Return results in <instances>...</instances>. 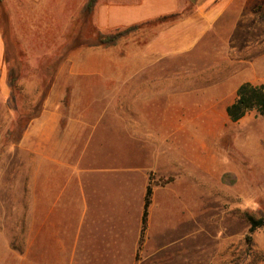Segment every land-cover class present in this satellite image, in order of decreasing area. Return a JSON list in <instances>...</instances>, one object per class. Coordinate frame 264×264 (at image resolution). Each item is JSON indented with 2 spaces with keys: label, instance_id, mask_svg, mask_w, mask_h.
<instances>
[{
  "label": "rangeland",
  "instance_id": "374dc122",
  "mask_svg": "<svg viewBox=\"0 0 264 264\" xmlns=\"http://www.w3.org/2000/svg\"><path fill=\"white\" fill-rule=\"evenodd\" d=\"M86 1L39 0L43 16L32 19L40 32H28L24 34L28 44H16L6 2L0 0L6 67H14L17 76L13 102L4 72L0 73V264H264V226L249 233L250 219L260 218L264 211V116L250 111L232 122L225 111L235 98V85L264 82V44H204L228 37L264 42V0L248 1L256 14L255 31L240 26L229 32L225 26L216 36L212 33L219 28L216 24L188 57L169 61L177 72L209 77L225 69L238 78L231 89H224L230 81L208 79L203 93L197 81L185 91L188 109L180 114L192 124L190 158L161 159L158 164L159 174L175 170L176 181L167 204L162 195L156 199L145 245L131 257L90 256L84 247L74 248L73 230L83 217L80 201H88L91 184L92 200L107 216H122L127 202L124 128L107 114L92 141L87 128L66 129L70 111H84L88 117L90 105L120 104L124 93L123 82L73 75V54L87 47L109 53L106 71H124L117 60L124 54V37L112 46L93 45L99 30L96 5L91 12L82 10ZM245 20L248 17L242 14L241 23ZM132 32L136 35V29ZM221 47L229 53L218 55ZM88 58L81 55L87 70ZM106 89L122 93L99 96ZM175 95L182 99L180 91ZM168 101L162 95L155 103L163 111ZM52 105L59 106L62 115L59 127L40 120L41 111ZM163 116L161 112L154 118ZM143 146L134 149L142 151ZM170 152L178 156V151ZM139 155L144 164L146 152ZM94 168L95 175L90 171ZM158 173L151 174L155 183L174 177L173 172ZM106 222L98 219L96 229L105 228ZM88 226L85 221L82 233Z\"/></svg>",
  "mask_w": 264,
  "mask_h": 264
},
{
  "label": "crops",
  "instance_id": "0c3cea01",
  "mask_svg": "<svg viewBox=\"0 0 264 264\" xmlns=\"http://www.w3.org/2000/svg\"><path fill=\"white\" fill-rule=\"evenodd\" d=\"M248 1H96L95 13L99 31L108 33L116 29L136 25V35L132 32L124 36V54L117 59L124 67L123 72L106 71L105 66L111 59L109 53L102 47H96L95 49L87 47L83 51L74 52L73 64L76 71L73 75L78 78L98 76L105 80L123 82L124 93L119 90L110 91L106 89L103 92L100 91L99 96L103 97L117 96L118 93H122L120 95L122 101L116 105H90L87 108L89 111L88 117L83 114L84 111H70V115L65 118L66 129L80 125L82 128L89 130V137L91 138L99 127V123L103 121L107 114H110L111 120L119 123L118 127L124 128V169L122 173H124V193L126 192L124 198L127 199V202H124L123 210L124 208L125 210L122 216H113L112 214L107 216L104 213L103 205V211L100 212L98 204L92 200L93 184H91L88 201H80L83 217L80 219L82 224L75 225L73 230L75 235L73 239L74 248L84 247L89 251L90 256L124 255V257H131L136 255L137 251L145 245L151 235V210L156 203V199L158 195H162L164 203L167 204V199L173 198V196H169V193L176 181L174 169L173 173L166 170L167 172L159 174L158 164H160L161 159L166 162H174L178 160L177 157L179 159L180 157L183 159L190 158L187 155L189 149L187 146L193 142L192 124L186 120L185 115L180 114V111L182 112L186 108L183 98L185 91L194 86L192 81H197L196 87L200 88L203 93L202 88L206 82L215 79L230 81L231 85H225L224 89H231L233 81L238 78L229 71H225V69H220L219 72L212 73L209 77L199 72H177L175 67L171 69V62L169 61L179 57H188L187 54L200 44L201 39L211 32L210 28L216 24H219V28L212 32L216 36L217 33L225 31V26L230 28L229 32L240 26H243L245 31H255L258 25L256 14L250 10V2ZM5 2L9 14L10 30L15 43L28 44L29 40L24 34L34 31L40 32L36 28L38 25L36 19L33 20L32 18L43 16L42 5L39 4V0H5ZM242 14L248 17V20L243 23L240 21ZM149 32L152 33L149 35ZM231 39V37L221 41L214 39L213 42L209 41L204 44H264V42L233 41ZM221 48L218 50V55L229 53V49ZM81 55L89 57L88 70L86 69V61H82ZM111 61H114V59ZM2 72H4V78H6L4 40L0 32V73ZM241 83H238L235 87H238ZM178 91L182 94L181 100L175 95ZM162 95L168 96L169 99L163 111L155 103L156 99ZM161 112L164 113V118H154V115ZM40 120L43 124L46 123L47 126H49V123L50 126H53L56 122L59 127L62 120L59 106L52 105L44 108L41 111ZM178 120H181L182 125H179ZM187 126L191 128L190 131H188L189 127ZM90 141H92V138ZM134 146H143L144 149L135 151ZM171 150L178 151V156L172 154ZM142 152L147 154L144 164L141 155H139ZM165 165L167 166V164ZM90 171L94 175L98 172L96 168ZM103 171L107 173L109 170ZM157 173L159 176L174 174V177L171 176L174 179H169L164 184L155 183L156 181L151 178V174ZM150 181L152 186L151 203L148 209L146 228L142 241L139 243L144 198ZM94 189L96 190V188ZM110 203V209L112 210L113 203ZM102 208L100 209L102 210ZM98 219L107 221L105 228L96 229L99 226ZM85 221H88L89 226L88 230L82 233V226ZM99 230L101 234L97 236Z\"/></svg>",
  "mask_w": 264,
  "mask_h": 264
},
{
  "label": "trees",
  "instance_id": "16d2710c",
  "mask_svg": "<svg viewBox=\"0 0 264 264\" xmlns=\"http://www.w3.org/2000/svg\"><path fill=\"white\" fill-rule=\"evenodd\" d=\"M97 0H87L82 8L91 12L96 5ZM174 16V15H172ZM137 28L136 25L129 26L122 29H116L114 31L104 33L98 30L96 35V42L93 45H102L105 47L112 46L118 43L119 39L130 33ZM17 81V76L14 67H10L6 72V83L10 89V100L14 102V88ZM8 98V100H9ZM10 102V101H9ZM226 114L230 121L236 122L243 118L248 112L255 111L259 115L264 116V82L252 83L245 81L241 83L237 89L235 98L225 107ZM152 186L151 181L147 185L143 212H142V227L141 237L139 243L143 238V233L147 224L148 209L151 203ZM264 226V211L261 213V217L258 219H250L249 233H253L259 227ZM249 235L248 239H251Z\"/></svg>",
  "mask_w": 264,
  "mask_h": 264
}]
</instances>
